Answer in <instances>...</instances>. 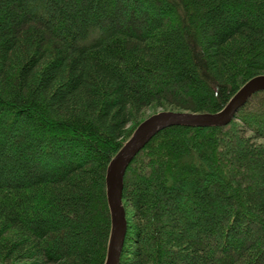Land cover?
<instances>
[{
	"label": "trees",
	"instance_id": "1",
	"mask_svg": "<svg viewBox=\"0 0 264 264\" xmlns=\"http://www.w3.org/2000/svg\"><path fill=\"white\" fill-rule=\"evenodd\" d=\"M264 74V0H0V263L103 264L105 172L158 110ZM119 264H264V90L172 125L123 177Z\"/></svg>",
	"mask_w": 264,
	"mask_h": 264
},
{
	"label": "water",
	"instance_id": "2",
	"mask_svg": "<svg viewBox=\"0 0 264 264\" xmlns=\"http://www.w3.org/2000/svg\"><path fill=\"white\" fill-rule=\"evenodd\" d=\"M264 90V74L248 79L215 112L158 110L149 114L135 127L130 137L109 160L105 172L106 198L110 211L111 227L103 264H119L126 232V215L122 203L123 177L134 156L159 131L172 125L222 126L227 124L238 109L256 92ZM11 264V263H0Z\"/></svg>",
	"mask_w": 264,
	"mask_h": 264
},
{
	"label": "rangeland",
	"instance_id": "3",
	"mask_svg": "<svg viewBox=\"0 0 264 264\" xmlns=\"http://www.w3.org/2000/svg\"><path fill=\"white\" fill-rule=\"evenodd\" d=\"M12 263H14V264H23V263H19V262L18 263L17 262H12Z\"/></svg>",
	"mask_w": 264,
	"mask_h": 264
}]
</instances>
